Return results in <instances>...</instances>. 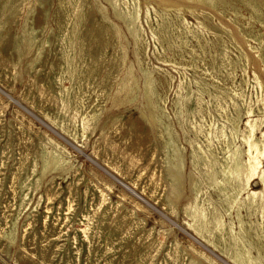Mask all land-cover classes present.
Returning <instances> with one entry per match:
<instances>
[{
    "label": "rangeland",
    "instance_id": "1",
    "mask_svg": "<svg viewBox=\"0 0 264 264\" xmlns=\"http://www.w3.org/2000/svg\"><path fill=\"white\" fill-rule=\"evenodd\" d=\"M113 1L0 0V264H229L186 209L239 234L204 170L264 120V0Z\"/></svg>",
    "mask_w": 264,
    "mask_h": 264
},
{
    "label": "bare ground",
    "instance_id": "2",
    "mask_svg": "<svg viewBox=\"0 0 264 264\" xmlns=\"http://www.w3.org/2000/svg\"><path fill=\"white\" fill-rule=\"evenodd\" d=\"M109 1H111V3L114 6H116V3L113 0H109ZM203 1L206 3V2H212L214 0H203ZM262 7L264 8V6ZM116 12L118 13L119 16L122 17L119 11H116ZM45 120L48 121L47 118H45ZM263 123H264V120L260 123L258 119L252 118V116H249L248 120L246 121V127L244 130H242L243 143L248 147L245 152L246 156H244V151H242L239 147L231 149L232 145L235 143V137H234L228 142L229 153H228V156H226L224 162L221 164L219 170L214 168L215 167L213 163L214 161L209 162V164L207 165V168H208L207 171L204 170V172H206L211 182V186H213L222 196V199L226 201L227 203L226 211L227 213H229L228 215H230L231 210L235 208V211L237 214L236 217H238L237 219L239 220V234L238 235L232 234V229L229 230L227 228L226 223H225L226 221H224V217L222 216V214L215 215L212 220L209 219L207 210L204 208L205 206L203 207L202 205H199L197 203L198 193L201 189L200 190L196 189L197 190L196 191L197 192V196H196L197 204L193 207V212L192 211L189 212L188 208L186 209L187 211L186 213H188L191 219V221L188 223V228L193 232V234L201 242H203L206 245V247L211 248V250L214 251V253L215 252L218 253L219 256L223 257L229 264H264L263 263L264 242H262L263 236L261 235L257 236L258 242L260 243V247H258V256H253L250 249L246 248L245 244L243 243V240L246 239L248 243L253 244V242H251L252 239L250 240L248 238V234L250 232L249 230H247V228H245V225H244L245 221L243 222L242 220L243 214L241 215V209H243V207H246L249 213H255V212L260 213V215L262 216V219L264 220V168H261L262 160L264 158V129H261ZM50 125L52 127H56L53 123H50ZM258 132H260L261 134L260 137L257 136ZM61 133H63L64 135L68 134L64 131H61ZM225 135L226 134H223V136ZM74 138L75 136L70 137V139L73 142H74ZM209 140H212V139H209ZM56 154H51V160H49V157L46 155L44 157L45 164L48 163L49 161H52L55 167L64 166L63 162L59 159L58 155ZM183 165L184 163L181 159V168ZM178 171H180V168ZM175 177L177 181L180 183L181 181L180 174L177 173ZM254 180L259 181V183L262 186L261 189L251 188L252 181ZM194 185H196V183H194ZM242 194H244V197L241 196ZM205 233H209L211 235L212 234L218 235L219 242L221 241L224 244L226 243V237H228L235 244V249H233L232 253H228L224 249L223 246H220L217 242L209 240L205 236Z\"/></svg>",
    "mask_w": 264,
    "mask_h": 264
}]
</instances>
